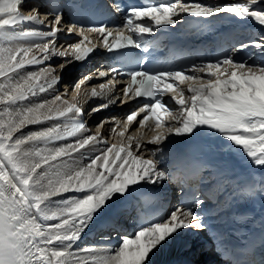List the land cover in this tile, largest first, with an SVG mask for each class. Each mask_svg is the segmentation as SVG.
Segmentation results:
<instances>
[{
  "label": "snow or ice",
  "instance_id": "snow-or-ice-1",
  "mask_svg": "<svg viewBox=\"0 0 264 264\" xmlns=\"http://www.w3.org/2000/svg\"><path fill=\"white\" fill-rule=\"evenodd\" d=\"M25 3L0 0V264H154L164 250L186 246V234L208 230L194 209L207 207L217 194L258 199L264 214V35L240 40L199 62L172 60L162 67L153 63L158 42L147 39L188 18L208 23L224 16L264 28V0H154L126 7L73 0L80 15L102 7L120 13L122 22L111 27L71 22L60 7L46 13L41 5L22 10ZM65 34L78 39L58 47ZM90 34L96 35L95 43ZM98 48L116 63L97 70L104 82L86 95L104 102L86 113L80 89L93 77L85 76L61 93L59 73ZM132 49L144 53L135 66L126 55ZM53 58L64 62L54 65ZM133 102L137 106L110 130L120 138L115 142L109 143L100 131L109 121H99L93 131L84 119L110 105ZM169 118L171 123L166 122ZM146 128L151 135L144 143V135L137 133ZM172 137L195 145L205 157L216 156L192 165L178 150L175 161L177 167L191 168L195 178L207 172L209 193L165 218L138 226L131 237L120 235L124 206L170 178L162 161L165 142L171 143ZM200 137H207L208 143H195ZM213 137L223 142L217 145L218 155ZM233 149L260 170L258 177L249 172L241 178L235 172ZM97 221L117 233L115 247H80ZM258 230L259 245L250 242L243 251L232 244L230 233L218 234L231 257L225 264H264V215ZM257 251L258 261L240 258L254 257Z\"/></svg>",
  "mask_w": 264,
  "mask_h": 264
},
{
  "label": "bare ground",
  "instance_id": "bare-ground-1",
  "mask_svg": "<svg viewBox=\"0 0 264 264\" xmlns=\"http://www.w3.org/2000/svg\"><path fill=\"white\" fill-rule=\"evenodd\" d=\"M225 0H217V2H224ZM203 2H207L206 0H203ZM25 14H27L26 12H25ZM25 28H32V27H35L34 25H25L24 26ZM60 63H63V62H59V63H57L58 65L60 64ZM56 64V65H57ZM68 67H70L69 65H68ZM59 74H62V73H59ZM82 76V75H81ZM63 79H65L66 80V82L67 81H69L68 80V76L67 75H65L64 76V78ZM94 85H97V84H94ZM94 85H92V87L94 86ZM59 87V85L57 86V88ZM46 95V94H45ZM93 118H91L90 120H92ZM113 120V121H112ZM117 120H120V118H118V117H116V116H113V117H110V121H112V127H114L115 126V123H116V121ZM107 121H109V120H107ZM93 122V121H92ZM95 125V124H94ZM107 124H105V129H106V127H108V126H106ZM134 128H135V126L131 129V130H129V134H132L133 132H134ZM26 131H27V129H25ZM93 131H95V130H93ZM107 131H108V133H110V136L112 137V140L111 141H116V140H119L120 138L118 137V136H116L114 133H111V131H109L108 129H107ZM117 131H119V129H117ZM141 134H143L144 135V138L145 137H147L148 135H150L151 133H149L148 131H147V128L146 129H143V130H141V133H137V135H141ZM127 135V134H126ZM149 138V136L147 137V139ZM71 139V138H70ZM215 140H216V138H215ZM147 141H144V143H146ZM150 147V146H149ZM235 150V149H234ZM236 151V150H235ZM238 153V152H237ZM239 155H241V156H243V154H241L240 152L238 153ZM247 165L248 166H251L249 163H247ZM164 166V165H163ZM166 166V165H165ZM164 166V167H165ZM168 171L170 172V175H171V171H172V168H168ZM167 182V181H166ZM166 182H164V183H166ZM160 187V186H159ZM165 190H163V192H164ZM123 211V210H122ZM125 216V215H124ZM125 218V217H124ZM104 224L101 222V221H97V223L91 228V230L90 231H88L87 232V234L86 235H84L85 236V238H87V237H89L88 235H89V233H94V232H98V231H101L103 228H104V226H103ZM134 231H135V229H134ZM133 231V232H134ZM132 232V233H133ZM131 233V234H132ZM112 235H113V233H112ZM84 236H83V238H84ZM187 236L189 237V233L187 234ZM110 237L111 238H109V236H107V238H101L100 240H107V242H105V243H101V244H97V245H102V244H104V246H105V244L109 247L110 245H115L116 243H117V241H118V239H119V237H117L116 236V238H114V236H111L110 235ZM187 237V244H186V246H184V247H174V248H172L173 250L172 251H170V252H166L165 250L163 251V252H161L160 254H158L157 255V257L156 258H154V264H179V262H180V260L181 259H184V258H186V257H190V256H192V255H194V254H192L193 252H195V254H197V253H199V251H200V249H203L204 247H202L200 244H201V241H202V239L200 240V242H197L198 244H199V246H196V245H194V241L196 240L195 238L192 240L191 238L192 237H189L188 238ZM197 237V236H196ZM191 239V241H189ZM116 242V243H115ZM106 246V247H107ZM111 247V246H110ZM181 249H185L186 251L185 252H182V251H180ZM211 256V254H208L207 255V258L206 259H204L203 261H207L208 260V258Z\"/></svg>",
  "mask_w": 264,
  "mask_h": 264
},
{
  "label": "rangeland",
  "instance_id": "rangeland-1",
  "mask_svg": "<svg viewBox=\"0 0 264 264\" xmlns=\"http://www.w3.org/2000/svg\"><path fill=\"white\" fill-rule=\"evenodd\" d=\"M228 2H231V0H228ZM53 59H56V60H54V61H52L51 63L52 64H54V65H56L57 64V62L59 63V62H63L61 59H58L57 60V58H53ZM63 87H65V86H63ZM63 88L61 87V91L60 92H63L64 90H62ZM170 121H171V118H170ZM169 123H171V122H169ZM36 127H38V126H32V130H34ZM108 128H110V126L108 127ZM28 130V129H27ZM151 135V134H150ZM150 135H148V136H150ZM147 136V137H148ZM113 137V136H112ZM112 137L110 136L109 137V143H112V142H115V141H111L112 140ZM147 137H145L144 138V141H147ZM143 141V142H144ZM150 147H155V146H150ZM150 156V153H146V157H149ZM86 162V161H85ZM168 215H169V213H168ZM134 233V232H133ZM133 233L131 234V235H127V236H129V237H131L132 235H133ZM192 233H190L189 234V237H192L191 239L193 240L194 238L197 240V242H200V240H201V236H202V232H194V234L193 235H191ZM187 235V234H186ZM197 236V237H196ZM188 237V236H187ZM188 237V238H189ZM191 239L189 240V241H191ZM196 240L194 241V243H196ZM91 241H92V239H90L89 237H87V238H82V240L80 241V247H83V246H85V245H89V244H95V243H91ZM118 242V241H117ZM202 242V241H201ZM97 245V244H96ZM99 247H106L107 245H98ZM111 247H115L116 246V244L115 245H110ZM109 246V247H110ZM108 247V246H107ZM172 248H174V247H172ZM172 248H169V249H166L165 251L166 252H170V251H172L173 249ZM180 251H182V252H185L186 250H180Z\"/></svg>",
  "mask_w": 264,
  "mask_h": 264
}]
</instances>
